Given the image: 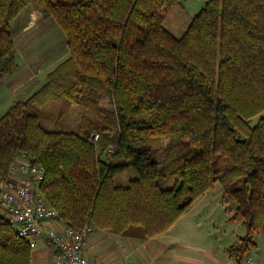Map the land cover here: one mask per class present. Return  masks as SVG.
<instances>
[{"label":"trees","instance_id":"16d2710c","mask_svg":"<svg viewBox=\"0 0 264 264\" xmlns=\"http://www.w3.org/2000/svg\"><path fill=\"white\" fill-rule=\"evenodd\" d=\"M31 4L63 29L69 56L0 115V193L26 151L62 222L143 240L221 183L246 226L227 248L241 263L264 234V0H208L182 36L165 25L181 0H0V84L19 71L12 23ZM49 103L60 117L80 105L78 130L46 129ZM130 168L137 178L116 184ZM32 252L0 215V264H32Z\"/></svg>","mask_w":264,"mask_h":264},{"label":"crops","instance_id":"0c3cea01","mask_svg":"<svg viewBox=\"0 0 264 264\" xmlns=\"http://www.w3.org/2000/svg\"><path fill=\"white\" fill-rule=\"evenodd\" d=\"M207 1L181 0L176 7L189 14L191 22ZM183 24L179 18L175 27ZM218 185L215 183L169 230L155 237L139 240L93 230L85 242L87 256L98 264H264V234L259 230L254 233L255 245L241 263L229 255L227 248L246 235V226L241 218H233V201L227 209L224 198L209 199ZM61 226L60 220L49 225ZM39 245L32 252V264H50L53 248L43 241Z\"/></svg>","mask_w":264,"mask_h":264},{"label":"rangeland","instance_id":"374dc122","mask_svg":"<svg viewBox=\"0 0 264 264\" xmlns=\"http://www.w3.org/2000/svg\"><path fill=\"white\" fill-rule=\"evenodd\" d=\"M189 16L180 8L174 7L168 13L165 25L175 35L182 36L190 24L191 16L190 18ZM179 18L185 21V24L176 28L175 22ZM12 31L18 50L20 68L16 75L10 78L6 77L0 85V115L17 101L30 97L46 82L48 72L69 56L63 29L47 11L34 4L28 6L17 16L12 23ZM44 109L52 113L51 119L41 120L46 129L78 130L83 113V108L80 105L73 104L63 117L58 114L60 105L57 103H49ZM256 119L257 117L253 119L252 123H255ZM168 140L165 138L164 143L167 144ZM163 157V151L155 155V159L159 161ZM137 176L138 174L133 168L127 169L116 176V184L127 186ZM179 178V176L160 177L158 183L162 188H171L176 185ZM215 198H224L226 208L233 201L221 183L209 197L212 200ZM39 248L40 245L34 248L33 253Z\"/></svg>","mask_w":264,"mask_h":264},{"label":"built area","instance_id":"2783aa9c","mask_svg":"<svg viewBox=\"0 0 264 264\" xmlns=\"http://www.w3.org/2000/svg\"><path fill=\"white\" fill-rule=\"evenodd\" d=\"M99 137V133L91 136L94 141ZM114 152V147H110L108 154ZM44 175V165L35 154L20 152L1 183L0 215L33 250L41 241L52 247L50 264H98L85 252L86 239L94 227L87 224L76 230L59 219L58 211L41 191ZM55 220L61 221L60 228L49 227Z\"/></svg>","mask_w":264,"mask_h":264}]
</instances>
